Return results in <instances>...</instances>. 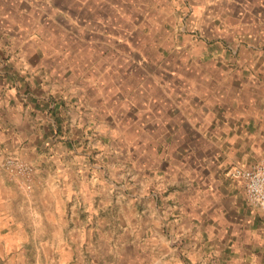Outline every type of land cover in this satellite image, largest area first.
I'll list each match as a JSON object with an SVG mask.
<instances>
[{
    "label": "crops",
    "instance_id": "0c3cea01",
    "mask_svg": "<svg viewBox=\"0 0 264 264\" xmlns=\"http://www.w3.org/2000/svg\"><path fill=\"white\" fill-rule=\"evenodd\" d=\"M228 1L213 14L212 0H160L188 17L171 22L182 61L136 78L85 65L113 52L110 33L53 41L31 2L0 0V222L58 223L69 262L264 264V211L229 174L264 158V33L241 29L264 24V0H240L236 28H204ZM10 154L34 166L30 190L3 167Z\"/></svg>",
    "mask_w": 264,
    "mask_h": 264
},
{
    "label": "rangeland",
    "instance_id": "374dc122",
    "mask_svg": "<svg viewBox=\"0 0 264 264\" xmlns=\"http://www.w3.org/2000/svg\"><path fill=\"white\" fill-rule=\"evenodd\" d=\"M16 1L19 6L28 5L27 1L34 5L33 9L40 20L47 22V24L45 23L46 28L56 34H53V41L64 33L63 29L66 28L75 34V28H77L84 37L85 46L89 44L91 47H95L96 43L103 42L102 37L99 38L97 33H110L114 39L106 38V41L112 46L113 52L99 56L86 55L85 65L91 63L90 61L93 59H95V66L103 61V63L114 64L118 67L126 65L134 70L133 74L136 78H144L146 75L149 76L155 74V71H159V65L166 57H169L168 62L171 59L177 62L184 54L183 51L174 49V47L177 48V45H172L177 40L171 37L175 29L171 22H178V19L183 17V19H187L188 17H185L181 10L178 13L174 12L172 6L166 8L168 17L161 15L158 11L161 8L157 6L160 0ZM219 2L212 0L213 14L219 12L218 10L222 8L221 4L224 5L225 0ZM239 2L240 0H229L228 12L217 13L220 17L218 16L213 21L208 20L204 28L210 31L218 30L223 26L225 29L238 27V23H232L230 20L231 17L239 18H237L238 11L242 10L238 5ZM64 10L70 11L74 16H79V20L70 17L69 20L64 19ZM180 24L182 25V23L177 24L179 29L181 28ZM241 29L264 33V24L249 23L246 28ZM79 33L78 36H80ZM158 47H172L173 49L161 50L157 53ZM179 47L181 48V44ZM139 50H145L147 55L141 54ZM139 59H143L142 62L147 65L144 68L149 74L140 68ZM25 225V229L20 231L19 229H9L0 222V264H95L91 263V259L89 258V261L87 256L84 257L85 254H82L81 250L77 252L78 257L74 256V260L67 261V258H71L72 251L61 246L63 239L68 235L58 223L54 224L51 221L46 223L43 216L39 220L34 216ZM92 242L95 250V234L92 235ZM65 252L67 253L65 254Z\"/></svg>",
    "mask_w": 264,
    "mask_h": 264
},
{
    "label": "built area",
    "instance_id": "2783aa9c",
    "mask_svg": "<svg viewBox=\"0 0 264 264\" xmlns=\"http://www.w3.org/2000/svg\"><path fill=\"white\" fill-rule=\"evenodd\" d=\"M3 167L14 178L19 180L20 186L31 189V182L35 173L32 164L17 154L5 157ZM235 180H241L245 185L249 203L264 211V158L249 167L236 166L229 172Z\"/></svg>",
    "mask_w": 264,
    "mask_h": 264
}]
</instances>
